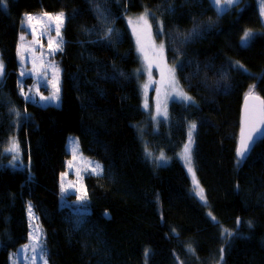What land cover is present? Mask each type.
I'll return each instance as SVG.
<instances>
[{
  "label": "trees",
  "instance_id": "obj_1",
  "mask_svg": "<svg viewBox=\"0 0 264 264\" xmlns=\"http://www.w3.org/2000/svg\"><path fill=\"white\" fill-rule=\"evenodd\" d=\"M145 11L153 28L163 25L167 61L196 101L171 106L151 148L176 156L196 124L193 155L207 207L192 194L179 159L157 167L145 154L140 127L148 115L125 19ZM45 12L66 16L56 56L60 107L21 94L23 20ZM245 32L261 34L243 47ZM0 54V264H12L29 241L28 204L49 264H264V140L237 158L246 94L254 86L264 98V25L255 0L224 13L211 0H2ZM70 135L104 165V174L84 179V206L65 203L61 189ZM15 137L23 169L12 168L4 152ZM145 244L154 249L147 257L140 255Z\"/></svg>",
  "mask_w": 264,
  "mask_h": 264
},
{
  "label": "rangeland",
  "instance_id": "obj_2",
  "mask_svg": "<svg viewBox=\"0 0 264 264\" xmlns=\"http://www.w3.org/2000/svg\"><path fill=\"white\" fill-rule=\"evenodd\" d=\"M241 1L242 0H238V2L236 4H233L230 8H226V10L220 11V10H218V6L214 3V0H211L214 7L220 13H224V12L232 9L233 7H235L239 3H241ZM255 1L258 4L260 16H261V19H262V22L264 25V16L261 15V11H260L261 7H262V0H255ZM2 6H3L4 10H7L8 6H7L5 1H3ZM144 13H142L140 15H127L125 17V19L128 23L130 31L132 33L134 43H135V47H136V54H137V58H138V62H139V69L137 70V77H138V81H139V84L141 87V92H142V96L144 99V104H145V99H147V104H148V107L147 108L144 107V110L148 115L149 123L140 132V137H141V141H142V144H143V147L145 150V154H146L147 159L152 164H155V162L157 163L156 164L157 167L168 166V165H170V163H172V161L175 158L179 159L181 161V163L184 165V167L188 173V176L190 178L192 194L202 205L207 207L209 205L208 198H207V192H206L205 187L202 185V183L200 182V180L198 178L196 166H195V161H194L193 148L195 146V142L193 143L192 149H191L192 169H193V172L195 174V181L193 179V173H190L188 171V167L185 164V161L182 157V153H183L184 149L181 150V152L179 154H177L176 156H174V157L169 156L168 157L165 154V151L156 152L153 148H151L152 141H151L150 137L154 136L155 134L160 133L164 129V126L169 125V121H170V117H171V106L174 103L190 104V103H194L196 101L193 98H192L191 102L182 101V100L178 99L176 96L172 95L167 99V119H165L163 116H159V117L156 116L157 95H156L155 90L157 88H161V93L163 94V88L161 87V84L159 83L161 80L160 69L158 67H156L155 64H153V67H152V81L153 82L149 86L147 97H145L142 86L145 83H148V79H149L148 78V72L146 70V62L143 59L140 52L138 51L136 36L133 34V26L129 24V19H131L135 22L140 16L144 15ZM147 13H148V15H147L148 23L151 25L152 40L154 42V46L157 48L161 44L164 46L165 63L167 64V66L169 68L175 69L176 79L179 82L178 76H177V67L170 65L167 61L166 47H165V43H164V39H163V37H164L163 25L161 23H157L156 28H153L152 19H151L153 16L149 11H147ZM28 15H31V14H28ZM28 15H26V16H28ZM54 15H56V14H54ZM26 16L23 20V24H22L23 30H22V35H21V36H24L25 39H24V41L20 42V46H21V44H23L25 49H27L28 47L34 48L37 57H39L40 52L43 51L44 56L37 60L35 72L32 71V63H31L30 57L28 59H26L25 64L22 65L21 61H20V56H19L20 73H21L22 68L25 71L24 76L20 75L21 86L23 87L24 93L28 96V99L32 100L33 102L37 103L38 105L43 106V107H47V106L60 107L61 106V93H62V87H61L62 70H61V67L59 66L57 59H56V56L60 51H56L54 56L48 55V51H49L47 48V39L48 38H47V36L40 37L41 29L44 26L43 22L37 23L36 20L34 19L31 22V29H30L29 28V22L26 20ZM31 16L36 18V17H42L43 15H31ZM65 23H66V16L64 14V23L61 25V31L64 28ZM32 29L35 30L36 36L38 38H40L39 44H33L32 43V41H33ZM250 33H251V35H250L248 41L246 42V44L242 41L243 47L250 45V43L253 41V39L259 34V32L258 33L250 32ZM160 37H162V38H160ZM52 38L53 39H61V37L56 38L54 33L52 34ZM41 44L43 45V48L40 47ZM61 48H62V45H61ZM19 50H20V47H19ZM149 56L151 57V53H149ZM0 62H2L3 66H4L3 76L0 77V83H2L4 81L5 74H6V63L3 60V58L1 57V54H0ZM49 62H51V63H49ZM51 65H54L55 67H52ZM238 65L241 66L239 63H237V66ZM241 68L246 73H250L244 66H241ZM56 69H58V72L56 71ZM53 76H56V78H57V80L55 82L52 79ZM28 79H31L32 82L28 83L29 88H26L25 81ZM54 83H56V86H58V88H59V101L56 102V101H51V100H47V99H41V97H50L53 94V92L55 91V89L53 87ZM179 85H180V82H179ZM180 87H181V85H180ZM188 96H190V95H188ZM161 100H163V95H161ZM193 138H194V133H193ZM13 140H15L16 143L18 144L17 137L12 139V141ZM73 142H78V151H77L75 159L73 158V155L71 152ZM10 145H11V143H10ZM18 148H19V146H18ZM67 149L69 152V160L67 161V164H66L67 170H66V173L61 178V181L63 183V188H64V190L62 191L63 199H64V202L67 204L84 206L86 204V200H87L86 197L81 199V196H82L84 190H86V188L84 186V179L89 175L101 176L102 174H104V165L100 161L92 159V158H88L84 155L82 148H81L80 139H79V137H77L75 135H70L68 137ZM4 152L8 155H11V157L15 155V153H9L7 151H4ZM148 153H151V155H148ZM161 153H163L165 158H166L164 161H160L157 159V157H159V155ZM69 161H71V163H72L71 167H69ZM88 162H92L93 165L97 164V163L99 165H101L103 168L102 174L101 175L93 174L91 169L88 168ZM10 166L14 169H23L24 168L23 155H22L20 149H19L18 158L15 160L12 159ZM77 173H79V176H77ZM197 183H198L199 187L203 189V195L205 197L204 200H201L200 196L197 195V188H196ZM78 189H79V191H78ZM67 198L73 199V201L68 202ZM28 206H29V204L27 205V207ZM27 213H28V219L30 222V233H29V241L25 246H31L32 244L37 243L38 244L37 252H40L42 250L43 259H41L38 256L37 260H36V264H43L44 260H46L47 264H49L48 259H47V254L45 251V240H44L45 236H44L43 229L41 227V223H40L39 219L37 218V216L35 215V213L33 212L32 208H31V215L29 213V207L27 209ZM208 215L214 222H217V219L214 217V215L210 211L208 212ZM225 233H227V232L225 231ZM33 235H35L39 238L38 241L33 240V238H32ZM25 246L20 247L12 255V257H11L12 264H33L32 260H31V256H32L31 247H28L27 250L24 251Z\"/></svg>",
  "mask_w": 264,
  "mask_h": 264
},
{
  "label": "snow or ice",
  "instance_id": "obj_3",
  "mask_svg": "<svg viewBox=\"0 0 264 264\" xmlns=\"http://www.w3.org/2000/svg\"><path fill=\"white\" fill-rule=\"evenodd\" d=\"M2 2V0H0ZM238 0H214V3L218 6V10L224 11L226 8H230L233 4H236ZM261 15L264 16V0H262V7H261ZM147 11H145L144 15L140 16L135 22L129 19V24L133 26V34L136 36V42L138 46V51L142 55L143 59L146 62V70L148 72V83H145L143 87V92L145 97H147V93L149 90L150 84L152 81V67L155 64L156 67L160 69L161 80L160 84L163 88V94L161 93V88H157L156 95H157V102H156V116H163L167 119V99L174 95L178 99L182 101H192V97L188 96L183 89L180 87L179 82L176 79L175 69L169 68L164 60V46L161 44L158 48L154 46V42L152 40V32H151V25L148 23L147 19ZM46 18V19H45ZM36 20L37 23L43 22V27L40 32V37L47 36V48H48V55L54 56L56 51H61V45L63 43L62 39H53L52 34H55L56 38L61 37V25L64 23V14L61 12L56 15H50L49 13L45 12L42 17L34 18L31 15L26 16V20L29 22V28L31 29V22ZM162 27V26H161ZM111 30L109 29V34ZM33 35V44H39L40 38L36 36L35 30L32 29ZM250 32H245L242 41L246 44L250 37ZM25 37L20 36V40L24 41ZM43 48V45H40ZM151 53V57L149 56ZM19 56L21 64L24 65L26 59L30 57L32 63V71L35 72L36 62L39 58L44 56V52L41 51L39 57L36 56L35 49L32 47H28L27 49L24 48V45L21 44L19 50ZM51 63V62H49ZM55 67L54 65H51ZM4 66L3 63L0 62V77L3 76ZM58 72V69H56ZM21 76L25 75V71L21 70ZM53 81L57 80L56 76H53ZM55 91L50 97H41V99H47L51 101H59V88L56 86V83L53 84ZM21 94L25 95V98L28 99V96L24 93L23 87L21 86ZM161 95H163V100H161ZM144 107L147 108V99H145ZM19 115V113H17ZM196 129V124L193 123L189 126L188 131V142L184 145V151L182 153V157L185 161V164L188 167V171L193 173V179L195 181V174L192 169V158H191V149L194 143L193 133ZM257 139H264V98L259 97L254 93V86L249 89V92L246 94L244 110H243V117L241 122V133H240V142L239 147L237 149V156L239 160H243L246 154L251 150V146L255 143ZM5 151L9 153H15L12 156V159L15 160L19 156V148L18 144L15 140L11 142L10 147L5 149ZM78 151V142H73L71 152L73 158H76V154ZM151 155V153H148ZM158 160L164 161L166 158L163 153L157 157ZM238 160V162H239ZM72 166L71 161H69V167ZM88 168L91 169L92 173L95 175H101L103 172V168L101 165L94 164L92 162H88ZM79 176V173H77ZM197 188V195L200 196L201 200H204L205 197L203 195V189L199 187L198 183L196 185ZM62 191L63 183L61 184ZM79 191V189H78ZM87 195L86 190H84L81 199L85 198ZM29 213L31 215V206L29 205ZM239 223V221H238ZM33 240L38 241V237L33 235ZM28 247H31L32 256L31 260L33 264H36L37 257L39 256L43 259V252H37L38 244L34 243L31 246H25V250ZM223 251V250H221ZM145 257L148 256V251L146 250L144 253ZM223 257L221 256V260ZM43 264H47V261L44 260Z\"/></svg>",
  "mask_w": 264,
  "mask_h": 264
},
{
  "label": "bare ground",
  "instance_id": "obj_4",
  "mask_svg": "<svg viewBox=\"0 0 264 264\" xmlns=\"http://www.w3.org/2000/svg\"><path fill=\"white\" fill-rule=\"evenodd\" d=\"M259 34H261V33H259ZM258 34V35H259ZM137 66H138V69H139V63L137 64ZM243 108V107H242ZM149 123V119L148 118H146L145 120H144V123H143V125L140 127V132H141V130L142 129H144L145 127H146V125ZM258 143V142H257ZM238 147H239V145H238ZM87 157V156H86ZM88 158H90V157H88ZM69 160V159H68ZM67 160V161H68ZM66 164H67V162H66ZM62 184V183H61ZM140 244V243H139ZM140 247H141V244H140ZM148 251V255H150V253L151 254H153L154 253V249H153V246L152 245H150V244H145V245H143L142 246V249H140V255H143L144 253H145V251ZM145 259H148V258H145Z\"/></svg>",
  "mask_w": 264,
  "mask_h": 264
},
{
  "label": "water",
  "instance_id": "obj_5",
  "mask_svg": "<svg viewBox=\"0 0 264 264\" xmlns=\"http://www.w3.org/2000/svg\"><path fill=\"white\" fill-rule=\"evenodd\" d=\"M256 95H257V94H256ZM258 96L261 97L260 95H258ZM261 98H262V97H261ZM244 104H245V100H244L243 108H242V117H243ZM241 122H242V118H241ZM240 133H241V132H240ZM262 140H264V139H257V140L255 141V143L251 146V150L246 154L245 158H244L243 160H239V158H238V156H237L238 160H239V161H244L245 159H247L248 157H250V155H251V153L253 152V150H254V148H255L257 142L262 141ZM239 142H240V139H239ZM105 216H106V218H107L108 220H111V216H110V214L107 213Z\"/></svg>",
  "mask_w": 264,
  "mask_h": 264
}]
</instances>
